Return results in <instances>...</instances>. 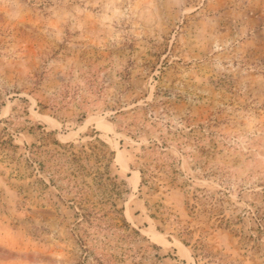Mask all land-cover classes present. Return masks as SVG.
Returning <instances> with one entry per match:
<instances>
[{"label": "rangeland", "instance_id": "1", "mask_svg": "<svg viewBox=\"0 0 264 264\" xmlns=\"http://www.w3.org/2000/svg\"><path fill=\"white\" fill-rule=\"evenodd\" d=\"M0 264H264V0H0Z\"/></svg>", "mask_w": 264, "mask_h": 264}, {"label": "trees", "instance_id": "2", "mask_svg": "<svg viewBox=\"0 0 264 264\" xmlns=\"http://www.w3.org/2000/svg\"><path fill=\"white\" fill-rule=\"evenodd\" d=\"M113 205H115L114 203H112ZM115 213L117 214V213H120V215H122V212H120L119 210H116L115 211ZM90 212H83L81 215L84 217V218H86L87 220H88V218L90 217ZM123 221V227L125 228H129V225H128V223L123 219L122 220ZM133 231L135 232V233H138L135 229H133Z\"/></svg>", "mask_w": 264, "mask_h": 264}]
</instances>
